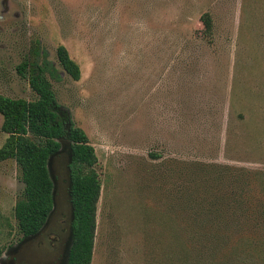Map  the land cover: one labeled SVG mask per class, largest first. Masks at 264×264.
Listing matches in <instances>:
<instances>
[{"label": "rangeland", "instance_id": "1", "mask_svg": "<svg viewBox=\"0 0 264 264\" xmlns=\"http://www.w3.org/2000/svg\"><path fill=\"white\" fill-rule=\"evenodd\" d=\"M38 44L62 74L61 114L98 157L92 264H264V0H0V95L37 98L18 67ZM60 45L79 81L62 71ZM59 171V244L49 249L47 229L31 259L14 214L20 171L0 162V264H64ZM193 199L223 204L209 209L208 239H192V210L180 212Z\"/></svg>", "mask_w": 264, "mask_h": 264}, {"label": "trees", "instance_id": "2", "mask_svg": "<svg viewBox=\"0 0 264 264\" xmlns=\"http://www.w3.org/2000/svg\"><path fill=\"white\" fill-rule=\"evenodd\" d=\"M204 25L211 28L208 15ZM30 60L18 67L21 76L29 78L30 87L37 95L35 100L13 99L0 95V114L3 117L2 131L8 135L0 148V162L16 161L24 189L18 198L14 214L22 240L44 230L54 210V182L49 170V161L62 149V141L71 142V161L68 169V203L71 214L59 218L67 221L72 233V245L67 264H92L96 231V214L101 194V182L96 170L98 157L86 132L77 127L69 115L61 114L60 104L53 88V81L60 82L62 74L42 52L39 44L34 47ZM57 59L63 72L74 81L81 79V69L72 59L68 49L60 45ZM185 201L184 209L191 208L190 217L197 227L193 236L208 239L206 226L213 223L211 205L221 211L223 204L216 201ZM194 209V210H193ZM222 214H220L221 216ZM225 215V214H224ZM185 216V214H184ZM219 216V215H218ZM213 218V219H212ZM221 223V217H217ZM60 224L48 228L45 241L51 250H56L61 233ZM220 228V227H219ZM219 228L216 230L219 232ZM189 228H182L181 233ZM184 255L191 251L184 249ZM5 250L0 247V262Z\"/></svg>", "mask_w": 264, "mask_h": 264}, {"label": "water", "instance_id": "3", "mask_svg": "<svg viewBox=\"0 0 264 264\" xmlns=\"http://www.w3.org/2000/svg\"><path fill=\"white\" fill-rule=\"evenodd\" d=\"M65 153L68 155V159H67L68 161H66V159L63 157L64 155H66ZM70 161H71V149L69 150V153L66 151H63L61 149V151L59 153H57L55 156L51 157V159L49 161V170H50V174H51V177L53 179V182H54V210H53L44 230L41 231L40 233H38L37 235L30 237L29 239H27L24 242L26 247H24L23 253H28L30 258L33 257L30 253L31 246H33V243L36 240H38L39 237L43 234V232H45L53 224V222L55 221L56 217L59 214L60 209L63 207L64 202L61 199L59 200V198L56 197V194L58 192H61L62 189H64V188L61 186L60 182L56 179V176L59 174V172H60L59 169L61 168V166L62 165H68L70 163ZM67 173H68V169H67ZM67 183H68V180H67ZM67 206H68V210L71 214V217L73 219L72 208L70 205H68V203H67ZM63 243H64V245H63V248L61 250V253H63L64 256L66 255L65 260H64V264H67L69 251H70V248L72 245V233H71V231L69 233H67ZM68 244L70 245L69 248H67ZM31 259H33V258H31ZM47 259H48L47 263L48 264L51 263L50 258L48 257Z\"/></svg>", "mask_w": 264, "mask_h": 264}, {"label": "flooded vegetation", "instance_id": "4", "mask_svg": "<svg viewBox=\"0 0 264 264\" xmlns=\"http://www.w3.org/2000/svg\"><path fill=\"white\" fill-rule=\"evenodd\" d=\"M40 245L42 246V244H40ZM40 245H37V246H36V249L40 248V247H39Z\"/></svg>", "mask_w": 264, "mask_h": 264}]
</instances>
